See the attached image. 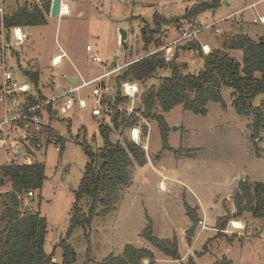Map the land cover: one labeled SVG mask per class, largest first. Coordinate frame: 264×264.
<instances>
[{"label": "rangeland", "instance_id": "obj_1", "mask_svg": "<svg viewBox=\"0 0 264 264\" xmlns=\"http://www.w3.org/2000/svg\"><path fill=\"white\" fill-rule=\"evenodd\" d=\"M45 1L3 0V4L9 16L20 6H42ZM202 1L212 0H64L71 13L47 14L48 23L28 29L30 39L16 47L24 68H19L17 56H12L9 64L21 82L27 80L24 71L35 67L41 73L38 88L43 94L52 95L63 90L67 83L65 75L75 73L76 66L79 68L76 69L77 77L81 73L84 78L91 79L117 64H129L148 51L156 50L153 43L145 47L142 33L145 27L156 28L155 37L162 43L158 48L178 39L184 29L213 22H218L216 28L220 32L215 29L202 31L196 37L199 44L207 43L212 49L221 47L237 33L249 34L255 40L264 38V24L253 22L255 12L263 9L264 4L257 9L249 8L259 0H221L215 8L200 13L197 19H183L187 9ZM155 14L163 21L159 28L155 25ZM121 31L127 34L126 46L121 42ZM89 44L94 53L102 57L103 63L91 61L92 53L86 49ZM189 45L188 41L178 42L176 54L181 62L188 64L187 73H196L203 67V58ZM61 47L68 57L53 66V57ZM232 54L241 60V51H232ZM118 73L106 79L112 90L103 98L106 102L101 105L104 112L101 116L92 115L93 103L89 95L92 87H87L80 92L81 96L89 97L87 108L76 106L66 113L49 114L42 131L29 134V143H24L33 156L31 160L46 166L43 188L34 191L32 196L27 193L22 199L23 207L29 206L30 211H39L47 218L45 251L51 253L56 248L54 259L60 261L62 249L58 244L68 239L80 264L87 261L97 264L111 253L122 254L127 244L152 250L156 257L154 264H192L191 260L194 264H213L223 259H231L233 264H264V242L259 237L264 230V219L244 213L229 219L223 231L214 229L219 218L236 212L232 194L241 174L244 179L239 183L238 192L244 180L264 182V128L254 135V116L239 114L233 105V90L224 87L225 106L210 102L206 113H201L181 104L164 113L170 126L172 149H163L157 121L140 115L137 108L142 107V94L150 86L159 85L163 77L170 75L169 70H160L141 84L133 105L130 100L119 107V110L133 107V112L139 116L137 124L145 134L143 141H148L147 162L132 167V181L120 188L121 197L114 211L96 215L89 227L80 226L70 231L75 191L88 162L80 142L86 139L98 150L104 145L100 124L104 122L114 127L110 115L115 110L110 113L106 110L114 100L117 90L114 79ZM54 78L63 87L52 90ZM263 100L264 95H259L255 106H261ZM61 105L62 102L59 107ZM5 114L4 104L0 102V122ZM12 139L6 138V143L0 145V166L24 162L22 156L15 153ZM112 140L123 144L131 140L130 129L115 130ZM10 188L11 185L6 184L0 187V192ZM194 219L199 223L196 235L191 237L187 230ZM232 219L242 220L245 228H232ZM151 224L155 236L177 239L179 259L165 255L143 235ZM227 228L231 231H225ZM143 264H149V259H144Z\"/></svg>", "mask_w": 264, "mask_h": 264}, {"label": "trees", "instance_id": "obj_2", "mask_svg": "<svg viewBox=\"0 0 264 264\" xmlns=\"http://www.w3.org/2000/svg\"><path fill=\"white\" fill-rule=\"evenodd\" d=\"M221 0L202 1L186 10L183 19L195 20L207 9L215 8ZM51 13V0L42 6L35 4L20 6L5 18L7 27L22 25L25 27L45 25L47 14ZM162 18L155 14V25L161 27ZM165 21V20H164ZM167 21V20H166ZM157 28V29H158ZM155 29L143 28L145 47L154 44L157 49L162 43L155 37ZM240 34V36L238 35ZM189 43V42H188ZM194 40L189 48L199 47ZM232 51H241V60ZM165 52L152 53L133 60L122 68L114 79L117 90L108 111L115 110L110 115L114 127L102 122L100 132L104 145L94 150L85 139L80 142L84 146L88 162L75 191V201L70 218V231L76 227H89L96 215H107L116 209V203L121 197L120 188L128 186L132 181V167L144 165L147 154L144 148L132 140H112V133L120 128L139 125V116L128 109L119 110L120 105H127L130 99L122 96L121 84L127 80L140 85L153 78L160 70H169L170 75L162 78L159 85L150 86L141 97L142 107L137 112L145 118L157 121L163 149L171 150L169 144L170 126L164 113L183 104L188 110L206 113L210 102L226 105L222 97L224 87L233 90L235 97L233 105L239 114L253 115L254 135L264 128V100L261 106H255L254 101L259 95H264V38L254 40L247 34L237 33L223 46L213 48L210 53H201L203 67L196 73H187L188 64L181 62L175 54L173 60H165ZM24 74L37 87L40 98L43 92L38 88L40 74L37 70L28 69ZM34 100V99H33ZM106 100L103 99L102 103ZM127 107V106H126ZM159 109V110H158ZM50 114H54L52 105L48 106ZM62 147V146H61ZM60 147V149H62ZM46 166L41 162L15 163L10 162L0 166V187L10 184L8 191L0 192V264H80L77 262V252L68 239H62L58 246L62 249L60 261L54 260L56 248L51 253L45 251V241L48 232L47 218L39 211H25L22 199L28 192L39 191L46 181ZM234 203L236 212L219 218L216 228L223 231L229 219L239 217L244 213L264 219V182L249 183L244 180L240 184ZM143 235L165 255L179 259L177 239H163L154 235L152 224ZM149 259V264L156 261L155 254L148 248H140L127 244L122 254H109L97 264H143ZM194 264L193 260L190 261ZM83 264H90V261ZM213 264H231L228 259L216 261Z\"/></svg>", "mask_w": 264, "mask_h": 264}, {"label": "built area", "instance_id": "obj_3", "mask_svg": "<svg viewBox=\"0 0 264 264\" xmlns=\"http://www.w3.org/2000/svg\"><path fill=\"white\" fill-rule=\"evenodd\" d=\"M0 71L2 72V82L0 83V100L5 107V116L0 122V127L4 125L11 124H22L24 129L23 131V140L28 141V133H39L42 131L45 119L49 117L48 106L52 105L53 112L66 113L69 110H72L76 106L79 108H87L89 103V97L81 96L80 92L87 88L92 87L91 92V102L93 103V108L91 110L94 117L101 116L104 112L102 110V99L105 94H108L112 90V85L106 79H109L112 74L118 73L126 65L115 66L114 68L103 72L102 74L91 77V79H86L80 73L76 82L70 85L67 88H63L58 94H52L40 98L37 93V87L32 84L29 77L26 76L27 80L20 81L13 67L10 66L9 62L12 59V56H16L17 46L24 45L30 39V33L27 30V27L22 25H13L7 27L5 24V18L8 16L3 0H0ZM264 4V0H259L249 6V8L257 9L258 6ZM32 8V7H30ZM61 9L63 10V0ZM62 12V11H61ZM240 13V12H239ZM238 14V13H237ZM236 14V15H237ZM60 15H62L60 13ZM254 23L264 24V7L263 9L256 11L253 18ZM218 22H213L205 26L200 27H190L181 31V35L178 39L172 41L169 44L161 48H157L152 53L158 51L165 52V60L170 62L173 60L176 54V45L178 42H190L196 40V37L199 33L204 30H213L217 33L220 32V29L216 28ZM197 41V40H196ZM87 51L92 53L91 61L93 63H103V59L99 54L94 53V48L92 45H87ZM195 53H205L208 54L211 52L212 47L205 43L200 44L199 47L191 48ZM68 57L67 52L62 47L59 50V53L53 58V66L59 65L63 58ZM80 78V80H79ZM61 83L56 78L52 82V90L60 89ZM123 96L129 98L134 103V99L140 94V84L136 81L127 80L121 84ZM42 89V88H41ZM34 99V100H33ZM63 100L62 105L59 107L57 102ZM133 107L129 108L130 112H133ZM107 111V110H106ZM110 112V111H108ZM8 135V134H7ZM144 132L142 126L136 125L130 129L131 140L140 145L146 151L148 155V141L144 143ZM21 140V139H20ZM12 145L15 149L16 154H20L24 159L23 163H32L31 154L25 149L24 144L19 146L15 144L12 140ZM6 143V137L0 135V145ZM60 150V146L57 147ZM33 192H28V195L32 196ZM29 206L24 207L25 211H30ZM230 226L235 229H244L245 223L242 220L232 219L230 220ZM225 231L230 232L231 229H226ZM264 242V230L260 233L259 236Z\"/></svg>", "mask_w": 264, "mask_h": 264}, {"label": "crops", "instance_id": "obj_4", "mask_svg": "<svg viewBox=\"0 0 264 264\" xmlns=\"http://www.w3.org/2000/svg\"><path fill=\"white\" fill-rule=\"evenodd\" d=\"M63 2H64V0H63ZM64 15V14H63ZM31 27H33V26H30V27H27V30L28 29H30ZM28 32L30 33V31L28 30ZM249 35V34H248ZM250 36V35H249ZM30 37H31V34H30ZM251 37V36H250ZM252 39H254L253 37H251ZM255 40V39H254ZM66 51V50H65ZM67 52V51H66ZM57 55V54H56ZM55 55V56H56ZM16 56H17V58H18V65H19V68L20 69H23L24 67H23V65H22V63H21V58H20V53H16ZM54 56V57H55ZM53 57V58H54ZM64 59L65 58H63V60H62V62L64 61ZM136 59H138V58H136ZM61 62V63H62ZM27 64L30 66V63H28L27 62ZM77 68H78V66H76ZM31 68V67H30ZM77 68H75V73H67L66 75H65V80H66V86H64V88H67V87H69L70 85H72V84H74L75 82H76V80L78 79V77H77V75H76V69ZM13 69H14V67H13ZM28 69V68H27ZM32 69V68H31ZM34 70H36L35 69V67L33 68ZM77 70H79V68L77 69ZM38 71V70H37ZM25 72V71H24ZM39 72V71H38ZM80 72V71H79ZM41 74V73H40ZM68 77H71V78H75L74 79V81H72L73 79H71V81L70 80H68ZM61 83V82H60ZM61 86L63 87V85H62V83H61ZM43 90V89H42ZM43 91H45V90H43ZM45 96L47 97V96H49V94H47V93H45ZM0 102H1V100H0ZM61 102H63V100H59L58 102H57V105L59 106L60 104H61ZM23 131H24V129H23V127H22V124H11V125H4L3 127H0V135L2 136V137H6V138H8V139H11V137L13 138L12 140H14V138L16 139V141H14L15 142V144L16 145H20V144H24V143H29V141H30V139H29V134H31V132H27L28 133V141L27 140H23V138H22V136H23ZM8 134V135H7ZM21 139V140H20ZM214 229H216V226H215V228ZM54 260H56V259H54ZM228 260H230L231 261V264H233V262H232V260L231 259H228Z\"/></svg>", "mask_w": 264, "mask_h": 264}, {"label": "water", "instance_id": "obj_5", "mask_svg": "<svg viewBox=\"0 0 264 264\" xmlns=\"http://www.w3.org/2000/svg\"><path fill=\"white\" fill-rule=\"evenodd\" d=\"M61 5H62V0H52V5H51V16H59L62 9H61ZM122 32V37H121V42L124 46H126V42L125 39L127 37V34L124 31ZM240 36V34H238ZM71 79H73L72 81H74L75 78H71L68 77V80L71 81ZM177 129V128H174ZM244 179V174H241L240 177L235 181L234 183V190H233V194L232 197L235 198L236 194H237V188L239 186V183L241 180ZM198 219H194L193 220V225L187 230V234L188 236L194 237L196 235V228L198 226Z\"/></svg>", "mask_w": 264, "mask_h": 264}, {"label": "bare ground", "instance_id": "obj_6", "mask_svg": "<svg viewBox=\"0 0 264 264\" xmlns=\"http://www.w3.org/2000/svg\"><path fill=\"white\" fill-rule=\"evenodd\" d=\"M69 8H70L69 5L66 4V2H63V10L61 14L68 15L69 13H71Z\"/></svg>", "mask_w": 264, "mask_h": 264}]
</instances>
